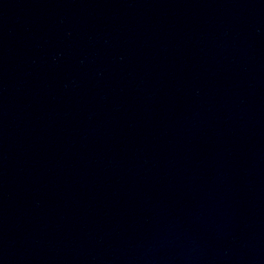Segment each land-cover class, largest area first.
<instances>
[{
  "label": "water",
  "instance_id": "95a60500",
  "mask_svg": "<svg viewBox=\"0 0 264 264\" xmlns=\"http://www.w3.org/2000/svg\"><path fill=\"white\" fill-rule=\"evenodd\" d=\"M0 264H264V0H30Z\"/></svg>",
  "mask_w": 264,
  "mask_h": 264
}]
</instances>
